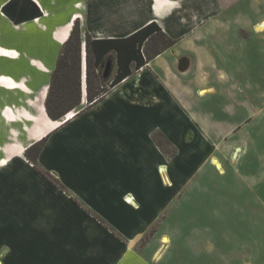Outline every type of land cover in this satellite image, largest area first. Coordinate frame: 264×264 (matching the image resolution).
Listing matches in <instances>:
<instances>
[{
    "label": "crops",
    "instance_id": "obj_1",
    "mask_svg": "<svg viewBox=\"0 0 264 264\" xmlns=\"http://www.w3.org/2000/svg\"><path fill=\"white\" fill-rule=\"evenodd\" d=\"M6 1L0 264H234L246 244L222 224L200 222L222 176L264 207V16L249 19L242 38L220 16L240 0H33L42 14L20 23L2 12ZM250 1L252 12L264 6ZM196 6L197 16L185 12ZM76 18L93 38L123 37L155 20L175 41L58 123L44 102ZM42 138L38 166L66 191L24 156Z\"/></svg>",
    "mask_w": 264,
    "mask_h": 264
},
{
    "label": "trees",
    "instance_id": "obj_2",
    "mask_svg": "<svg viewBox=\"0 0 264 264\" xmlns=\"http://www.w3.org/2000/svg\"><path fill=\"white\" fill-rule=\"evenodd\" d=\"M1 10L14 23H20L42 14L33 0H8L3 4ZM81 35L79 21L75 19L50 75L44 106L48 117L55 121H59L65 114L73 110H76L75 116L97 102L110 88L130 76L175 41L154 20L123 37L93 38L88 32H85L83 37ZM112 51L116 55L114 76L110 80L108 88L101 87L96 91L94 78L97 79L103 75L106 57ZM83 92H85L84 97L87 103L84 108L80 109ZM162 137L161 134H157L155 138L160 147L172 154L171 149L165 147V140ZM44 140L42 138L27 147L24 156L42 176L60 190L66 191V188L56 177L38 166L37 157ZM93 216L108 227L102 218L95 214Z\"/></svg>",
    "mask_w": 264,
    "mask_h": 264
},
{
    "label": "rangeland",
    "instance_id": "obj_3",
    "mask_svg": "<svg viewBox=\"0 0 264 264\" xmlns=\"http://www.w3.org/2000/svg\"><path fill=\"white\" fill-rule=\"evenodd\" d=\"M194 1L195 4L198 5L197 3L198 0H190L189 2H194ZM206 1H207L206 3L208 4L207 6H210L209 4L213 0H206ZM249 5H251L250 0H240L238 5H236L235 7L227 8L226 11H223L222 14L220 15L221 17H226L227 19H231L233 21V25H232L233 29L242 38L248 37L251 31L250 24H248V20L250 19L251 21L264 16V6L260 5L261 9L259 11L252 12ZM194 8L193 7L189 8V10L186 9L185 12H187L189 16H193V17L197 16L199 13L198 6H196L195 9ZM212 11L213 10H210L208 7L207 11L205 12V15L211 14ZM76 19L79 21V27L81 29L80 19L79 18ZM81 34H82V30H81ZM83 35L84 34H82L81 36L83 37ZM115 57H116L115 52L112 51L108 53L106 57V64L103 71V75L98 77L97 78L98 80L94 78V86H95L94 89L96 91L100 90L101 87H105V88L109 87L110 80L113 78L115 73V69H113V67L111 68L112 66L111 64L114 65L115 63L116 60ZM84 96H85V92H83V102L79 107L80 109L84 108V106H86L87 103ZM75 111L76 110H73V112ZM61 120L62 118L57 122L62 123ZM222 179L223 182L221 184V187L220 185H218V189L215 192V194H212L211 197L209 195H206L205 203L203 204L205 213L204 215H202L200 223L201 224L205 223L207 225L217 224L218 226L222 224L221 227L225 231L224 232L225 235L227 233L225 229L227 230L229 229L231 232L229 231L228 235H232L236 233V235L234 236H236V238L239 239V242L243 241L244 244H246L245 249L239 250L237 258H235L236 261L234 262V264H264L263 202L246 201L242 196H239L240 192H238L237 189L233 188V186L231 185L229 175L222 176ZM238 199L240 200L237 201ZM234 203L236 204L234 205ZM230 204L233 205V208L235 207V209L228 208L229 206H231ZM216 211L221 216L219 215L215 216ZM190 220H192V217L190 218ZM145 238H147V235L142 239V242L144 241ZM177 255H179L178 257L180 258L184 257L183 253Z\"/></svg>",
    "mask_w": 264,
    "mask_h": 264
},
{
    "label": "built area",
    "instance_id": "obj_4",
    "mask_svg": "<svg viewBox=\"0 0 264 264\" xmlns=\"http://www.w3.org/2000/svg\"><path fill=\"white\" fill-rule=\"evenodd\" d=\"M75 112L71 111V112H68L67 114H65V116L62 117V120L61 122H64L65 120H68V116L69 115H74Z\"/></svg>",
    "mask_w": 264,
    "mask_h": 264
},
{
    "label": "bare ground",
    "instance_id": "obj_5",
    "mask_svg": "<svg viewBox=\"0 0 264 264\" xmlns=\"http://www.w3.org/2000/svg\"><path fill=\"white\" fill-rule=\"evenodd\" d=\"M73 115H69L68 118L72 117Z\"/></svg>",
    "mask_w": 264,
    "mask_h": 264
}]
</instances>
